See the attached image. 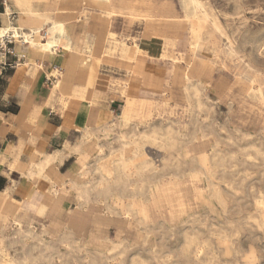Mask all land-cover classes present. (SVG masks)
<instances>
[{
	"label": "crops",
	"instance_id": "1",
	"mask_svg": "<svg viewBox=\"0 0 264 264\" xmlns=\"http://www.w3.org/2000/svg\"><path fill=\"white\" fill-rule=\"evenodd\" d=\"M92 1L106 4L101 0ZM50 2L55 5L53 0ZM30 9L34 13L46 14L68 23L75 48L64 50L59 47L54 53L44 54L34 51L29 43L18 46L17 42L14 50L16 56L11 60L15 65L5 68L0 74V211L24 202L26 194L31 192L39 201L37 211L27 206L20 207L14 214L15 221L30 227L37 223L40 226L42 223H57L68 230L82 233L86 240L95 235L102 242L104 239L101 237L109 232L102 230V225L124 223L129 228H135L134 224H137V234L143 229L148 234H159L162 240L166 233L180 228L191 218V214L185 216L190 203L196 205L199 200H215L219 207L227 209L230 204L227 185L235 181L228 174L235 173L233 168L241 163L252 164L251 161L246 162L243 153L255 152V146L260 145L254 141L242 144L243 141L229 131L228 134L235 137L236 141L232 144L238 145L239 150L227 149L224 152L218 144L226 142L229 135H220L214 143L208 137L217 130L213 123L199 125L195 117V129L187 134L176 126L175 120L163 118L162 113L169 104V98L165 96L157 100L147 97L146 93L153 90L148 88L147 76L154 75L163 92L169 87L164 85L159 70L151 65L147 67V74L141 57L136 65L133 63L134 74L128 75L122 69L124 75L116 83L111 82L110 88L117 89L115 98L105 99L107 92L98 85L99 75L96 84L86 83L78 76L82 54L92 53L101 58L96 54L95 46L88 43L86 37H79L63 13L52 15L50 9L36 7L35 0H32ZM14 13H17L16 9ZM109 13L118 14L113 9H109ZM6 14L5 6L0 11L1 26L8 21ZM17 17L16 14L15 19ZM181 34L182 30H178L172 37L174 45L180 49L188 48L181 43ZM117 42H124V49L129 45L124 40L116 39L109 51L122 53L120 48H114ZM136 45V53L146 51L138 43ZM167 53H163V57ZM119 67L123 68V65ZM168 75L169 80L178 83L180 88L181 75L184 80L189 76L193 81L203 84L192 65L183 74L179 66L172 65L168 68ZM223 85L226 89L230 88L226 83ZM203 86L206 88V85ZM183 91L188 99L186 81ZM203 100L210 106L217 103L204 97ZM192 110L197 112L194 108ZM170 124L173 127L168 133L166 126ZM207 127L211 131H207ZM87 129L92 131V137L112 134L113 140L101 141L100 138V141L86 147L90 142L84 138ZM238 129L248 132L240 127L235 130ZM154 130L158 142L153 144H159L162 149L151 146L164 152L160 164L150 155L138 160L146 152V146L150 145L142 142L143 134ZM201 135L205 139L197 140L196 137ZM166 136L177 137L178 142L171 150L165 149L161 143ZM180 136L188 138L182 143ZM136 138L139 143L131 146L132 139ZM148 141L152 143L153 140ZM206 146L211 147V152L205 151ZM129 148L131 156H127ZM56 151L61 153L55 161L34 177H29L28 172L38 169L46 153L54 154ZM231 154H237V158H232ZM128 159L135 163H132L130 170H126ZM105 169L111 171L106 172ZM202 177L207 180L205 187L200 185ZM73 182L79 187L88 186L91 191L81 196L80 191L69 188ZM56 186L60 188L57 191L54 189ZM71 194L77 205L72 211L66 206ZM44 218L49 219L48 224ZM166 220L171 223L166 224ZM122 239L126 244L129 241L128 237Z\"/></svg>",
	"mask_w": 264,
	"mask_h": 264
},
{
	"label": "rangeland",
	"instance_id": "2",
	"mask_svg": "<svg viewBox=\"0 0 264 264\" xmlns=\"http://www.w3.org/2000/svg\"><path fill=\"white\" fill-rule=\"evenodd\" d=\"M35 1L36 7L48 8L52 15L63 13V17L70 21L79 37L82 39L86 37L88 43L95 46L96 54L101 57L98 85L107 92L105 99L115 98L117 89L110 88L111 82L116 83V80L124 75L123 70L128 75L134 74L135 65L141 57L142 63L146 65L147 74V67L151 65L159 70L164 85L169 87L163 92L157 85L154 75L147 76L148 88L153 89L146 93L147 97L157 100L168 97L169 104L163 111L162 117L175 120L176 126L180 127L184 133H191L195 129L193 122L196 113L184 94L185 80L181 75L180 88L178 83L169 80L168 68L177 65L183 74V71L192 65L195 73L197 72L203 84L206 85L204 99L217 102L213 109L199 115L196 123L216 125L217 130L208 136L214 140V143L217 137L220 135L225 137L229 131L237 137H242V133L235 130L240 127L252 133L242 144L254 141L264 150V98H260L254 90L260 84L264 86V0H200L203 3L201 10L206 11L209 17L206 22H203V46L198 52H193L189 48L175 47L172 38L178 30H182L181 43L188 47L192 26L186 18V4L189 0H113L110 5L98 4L92 0H53L55 5L50 0ZM4 8L0 4V11ZM109 9L117 11L118 14H110ZM110 32H115V36ZM164 35L167 36L163 37ZM116 39L124 40L130 46L138 43L146 51L134 53L131 50L128 55L120 51L111 52L109 47L116 42ZM258 50L260 52L262 50V54H259ZM165 52L168 53L163 57L162 54ZM133 63H135L134 66ZM118 65H123V68ZM224 83L230 88L226 89ZM158 118L161 117L158 116ZM220 126L224 127L220 128ZM207 131H211L209 127ZM100 138L101 141H110L113 140V135L102 134ZM100 138L93 136L86 147L90 143L100 141ZM187 138L188 136H180L182 143ZM196 139L204 140L205 136L201 135ZM141 140L150 145L146 146V152L138 160L150 155L157 164H160L164 152L159 144H153L145 138ZM226 141L229 144L223 141L218 144L219 148L239 150L238 145L232 144L236 141L230 139ZM204 149L207 152L212 150L210 146ZM130 150L131 148L128 149L127 156H131ZM164 151L166 154L167 151ZM247 152L249 151L244 153ZM176 153L179 154V152ZM250 156L254 158L253 154ZM240 157L242 158L241 155ZM127 161L126 170H130L134 161L131 159ZM261 163L259 159L254 164L241 163L233 170L235 173L228 174V177L232 176L235 181L227 185L230 200L227 209L219 207L215 200L209 202L199 200L196 205L190 203L185 216L188 217L191 214L196 221L183 226L179 223L180 228L175 229L173 234L172 232L166 233L162 240L159 234H148L143 229L140 230L139 237L137 224H134L135 228H129L127 224L115 223L114 225H102V230L109 231L101 237L104 239L102 242L98 236L92 235L86 240L82 233L75 232L79 240L78 243H74L61 238V235L66 232V226L46 225L45 223L40 226V223H37L36 226L30 227L18 220L15 221L12 215H5L12 209L10 207L7 210L6 207L0 211V248L4 249L7 243L3 236L4 230L1 228L6 221L9 227L7 234H14V231L22 225L25 229L30 227L29 229L33 232L42 234V243L53 241V247L62 252H67L72 246L82 248L79 252L68 256L71 264H91L90 253L86 252L87 249L89 251L99 250L104 255L111 256L108 260L110 264H148V261L152 264H165L160 255L157 258L154 257L155 250L160 249L163 244L165 249H174L178 252L177 250H181L186 242L185 231L195 227L197 231L190 232L201 234L200 236L209 239L208 242L213 246L215 262L212 264H264V230L259 229L258 225L251 221L253 219L249 218L256 216L262 210L255 205L264 194V167ZM104 171L111 170L105 169ZM245 177L247 179H243ZM206 182L205 177H202L200 185L205 187ZM67 202L66 206L71 211L77 206L73 194ZM43 220L49 223L48 218ZM169 223L171 222L166 220V224ZM88 225L91 226V224ZM62 227L65 228L62 229ZM221 233L229 235L230 253L226 252L227 246L222 243ZM125 237H128L129 241L124 252L119 254L120 250L124 249L121 246L118 248L119 251L110 253L109 249L112 248L113 242ZM27 242L30 243L31 240L27 239ZM252 250H254V257L249 259V253ZM10 252L16 253L15 250H10ZM8 254L6 252L4 257L0 256V263L3 262V258L6 260L10 258ZM196 254L198 258H203L205 255L201 250H197ZM139 255L142 257L140 258ZM171 260L172 262L169 261L167 264H184L175 262L178 260L177 256H171ZM43 261L48 263V258H44ZM54 262L61 264L58 255H54Z\"/></svg>",
	"mask_w": 264,
	"mask_h": 264
},
{
	"label": "bare ground",
	"instance_id": "3",
	"mask_svg": "<svg viewBox=\"0 0 264 264\" xmlns=\"http://www.w3.org/2000/svg\"><path fill=\"white\" fill-rule=\"evenodd\" d=\"M101 1L108 4L112 0H101ZM31 2H32V0H12L11 4L9 3V4L5 5L6 6V12H7L6 15L8 17V21L3 26H1V24H0V33L4 34V35L5 34L12 35L14 37L15 45L17 42H19L18 46H21L23 43H29L31 48L38 53H44V54L45 53H54L57 50V48H59V47H61L64 50H69V49L75 48L72 44L69 24L64 23L62 21L55 20L53 17H49L46 14L32 12L30 9ZM202 8H203V3L200 0H189L188 3L186 4V18L192 24L188 48L193 52H196V51L198 52V50L201 49L203 46V22H206L208 17H209V14L206 11L201 10ZM14 9H16V11H17L16 14L18 15V17L15 20H13L11 18V14L14 13ZM113 36H115V34H113ZM124 44H125L124 42H120V43L117 42L115 44L114 48H120L122 53L125 55H128L129 53H131V50L134 53H136L137 47H138L136 44H134L132 46L127 45V47L125 49L123 48ZM245 44H246V42H245ZM240 47H241V44H240ZM231 50L234 51V48L231 47ZM239 50H241V49H239ZM239 50H237V51H239ZM238 54H239V52H238ZM259 54H262V50H261V52L259 51ZM249 57H251V56L249 55ZM100 62H101V58L93 56L92 53L88 54V55L82 54L81 63L79 66V71H78L79 78L81 80L85 81L86 83H95L96 84L97 79H98V72H99L98 68H99ZM256 71H257V69H256ZM185 81H186V93H187L188 99L190 101L191 107L194 108L195 110H197V112H195V113H196V121H198L199 115H201L203 112H206V111H209L210 109H213L214 104L212 106H210L204 102L203 97H205V95H206L205 94L206 88L203 86L202 83L193 81L189 76H187ZM58 85H60V83H58ZM263 88H264L263 84H260L257 88L254 89L255 93L257 95H259L260 98L261 97L264 98V89ZM172 127L173 126L171 124L169 126H166V128L169 129L168 133L171 132ZM105 131H109V129H106ZM237 131H240L242 133V137H239V140H241V141L248 140V136H250L252 134V133H248V132H242L239 129ZM228 135H229V139L234 141L235 137L233 138V137H231L230 134H228ZM91 137H92V131L90 129H87L85 131L84 138L86 140H90ZM142 138L143 139L145 138L147 140H153L152 143L158 142V139L156 138V131L155 130L152 131V133L149 132V133L143 134ZM119 139H121V138H119ZM132 140L133 141L130 143L131 146L137 145L139 143V140L137 138L132 139ZM177 142H178L177 137H172V136H166L161 141V143L164 144V148L168 149V150L173 149L175 143H177ZM162 147H163V145H162ZM241 150H243V149H241ZM224 152H225V150H224ZM233 152H235V151H233ZM60 153H61L60 151H56L54 154H47L46 153L44 155V159L38 164V169L34 172L33 171L28 172L29 177H34L35 175L38 174V172H42L43 170H45L46 166H48L51 162L55 161L56 158L59 157ZM243 154H244V157L246 159V162L252 161V164H254V163H256V160L259 159L260 162H262L261 163L262 166L264 167V150H262L261 146H255V152L253 150V152H247V153H243ZM252 154L254 155V158H250L251 157L250 155H252ZM222 156L225 157L223 154H222ZM230 156L232 158H235V157L237 158L236 154H231ZM228 160L230 161V159H228ZM236 163H237V161H236ZM133 164H135V163H133ZM220 167H221V165H220ZM232 167H233V165H232ZM36 168H37V166H36ZM232 170H230V171L232 172ZM234 170H235V168H234ZM263 173H264V168H263ZM201 175H203V173H201ZM211 177H209V178H211ZM246 177H247V175H246ZM246 177L243 179H247ZM216 182H218V181H216ZM229 185H231V183H229ZM81 186L82 185H80V187H79L77 185V183L73 182L69 186V188L74 189L76 191L77 190L80 191L81 196H82L83 193H87L88 190H90V189L88 186H83V187H81ZM54 189L57 191L60 188L58 186H56ZM82 201H84V200H82ZM38 203H39V201L35 200L34 196L30 192V193L26 194V199L24 202H18L15 206H13V208L10 211H7L6 214H7V216H10V215L14 216V214L16 213V211L20 207H26V206L37 211ZM255 205L257 207L261 208L262 210L259 211L258 214L256 213L257 214L256 216H250L249 218L253 219L251 221H253L255 224H257L259 229L264 230V194L259 200L256 201ZM194 219L195 218L191 217L188 221L185 222L184 225L191 224V223L195 222L196 220H194ZM1 228H3V230H4L3 236H4V238H6L7 243H6V247L4 249L0 248V256L4 257L5 253L8 252L9 253L8 255L10 256V258L8 260L3 258L4 260L0 264H55L54 255H58L61 264H71L70 260L68 259V256H71L75 252H77V251L79 252L82 249V248H77V247L72 246L67 252H62V251L57 250L53 247V243H54L53 241L47 242V243H42V238H41L42 234H38L36 232H33L29 228L25 229L22 226H20L18 229H16L14 231V234H7L6 231L9 227L6 224V221L4 222V224L2 225ZM174 230H171L170 232H172V234H173L175 232ZM194 230L197 231V229H195V227H194V229L188 228L185 231L184 236H185L186 242H185V244L181 250H177L178 252H175L174 249H165L164 245L161 244L162 247L158 250H155L156 254H154V257L157 258L160 255V257H162L164 259L165 264H167L169 261L172 262L171 256H177L179 261L178 260H176V261L174 260V261L184 263V264H212V263H214L215 260H214V255H213V253H214L213 252V246L211 243L208 242L209 239L202 238L200 236L201 234H199V233L190 232V231H194ZM220 235L223 238L222 243H224L225 246H227L226 252L230 253L231 249L228 247L230 245L229 244V238H228L229 235L226 233L225 234L221 233ZM61 238L64 240H68L70 242H74V243H78V240H79V238L76 236L75 232L68 230V229H66V232H64L61 235ZM27 239H30L31 242L30 243L27 242ZM121 246L124 247V249L122 251L120 250L119 254L124 252L125 248L128 247L126 244V241L123 239H120L117 242H113L112 248L109 249L110 253H113L115 251H119L118 248ZM10 250H15L16 253L12 254L10 252ZM197 250H201L204 252L205 255L203 258H198L196 256ZM86 252L90 253L91 264H110L108 262V260L111 259V256L104 255V253L99 251V250L89 251L87 249ZM201 254H203V253H201ZM249 254H250V256L248 258L249 259L253 258L254 257V250H252ZM201 256H203V255H201ZM141 257L142 256H140V258ZM44 258H48V263H45L43 261ZM143 259H145V258H143ZM145 260H147V259H145ZM149 260H150V257H149ZM148 264H152V263L148 261Z\"/></svg>",
	"mask_w": 264,
	"mask_h": 264
},
{
	"label": "built area",
	"instance_id": "4",
	"mask_svg": "<svg viewBox=\"0 0 264 264\" xmlns=\"http://www.w3.org/2000/svg\"><path fill=\"white\" fill-rule=\"evenodd\" d=\"M9 0H0V4L4 7ZM16 13L11 14V18L14 20ZM15 41L12 35L1 34L0 33V74L3 73L4 69L7 67H12L15 62H12V58L16 55L14 54Z\"/></svg>",
	"mask_w": 264,
	"mask_h": 264
}]
</instances>
